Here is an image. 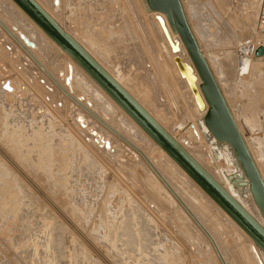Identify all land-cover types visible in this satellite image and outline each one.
<instances>
[{
    "label": "rangeland",
    "instance_id": "obj_1",
    "mask_svg": "<svg viewBox=\"0 0 264 264\" xmlns=\"http://www.w3.org/2000/svg\"><path fill=\"white\" fill-rule=\"evenodd\" d=\"M43 2L46 7L51 8L59 23L79 42L82 41V45L108 72L121 80L120 82L139 98L150 112L159 116L158 120H161L162 124L166 123L164 126L170 132L173 133L174 127L178 125L182 126V131L179 130L181 133L178 134L189 130L191 123L189 124L186 118L185 106L182 108L181 104L187 102L186 92L183 90L185 96L182 100L180 98L181 103H177L172 90L152 65V52H159L160 48L166 51L167 48L165 49L161 34L153 29L154 22L152 25L151 18L144 15L141 0H59L57 5L54 4L57 0ZM181 2L189 16L198 48L205 57L264 183V57L256 59L261 55L255 56V49L258 48L257 44L261 38L259 29L247 36V24L250 25V22L247 23L246 11L240 0ZM0 4L7 6L3 0H0ZM124 13L129 16L128 20L132 28L134 27L136 36L126 34L125 39L123 37L121 40L118 35L120 36L119 31L125 23ZM18 18L27 28L21 18ZM95 23L98 26L107 24L99 26L101 30L104 27L102 31L105 33L102 34L101 30L98 32L99 28ZM145 23L149 25L151 34L146 30ZM256 23L257 19L254 21L255 27ZM90 25L97 29L94 26L91 28ZM115 25L119 31L114 29ZM93 28L95 31H92ZM25 32L33 39L36 37L29 29ZM36 42L40 47L41 58L52 62L50 66L56 69V74L63 70L68 72L70 67L65 61L62 62L59 58L51 61L52 49L45 42L41 39ZM49 49L50 54H46ZM44 54L47 56H43ZM163 56H166L165 53ZM0 62L11 65L13 71L10 70V75L13 77L10 84L15 92L13 94H17L21 100L28 96L29 100L23 102L19 99L17 117L8 118L4 117V111L8 109H5L8 107L7 103H0V185L3 187H0V264H169V260L170 264H215L207 241L192 226L189 218L178 212L175 202L174 206L168 205L172 202L165 198L159 187L153 186L149 175L136 162L137 159L132 157L134 152L129 154L124 152L121 146L107 143L105 145V142L97 138L94 132L96 127L91 125L96 123L91 117L87 116L91 120L88 121L78 116L55 91L52 97H49V91L53 90L47 87L46 82L49 81L45 78L41 80L43 77L34 64L27 61L19 47L1 31ZM169 71L176 80V73L170 67ZM163 78L165 79L164 76ZM26 81L30 84L27 85ZM71 82L86 88V82L74 68H71ZM87 94L92 95L89 92ZM102 108L106 109L105 106ZM103 109L100 111L107 113V110ZM196 114L199 118V113ZM30 119H33L32 122ZM38 130L42 132L41 137L37 135ZM1 135L6 139L1 138ZM102 139L104 140L103 137ZM190 139L192 141L191 146H188L189 150L193 152L195 149L193 154L205 160L206 147L201 148L197 139ZM12 146L16 150L11 151ZM225 147L233 163V174L241 176L242 172L235 156L229 146ZM59 151H63L62 154ZM67 154L69 158L66 157ZM92 162L98 167V171L93 170L95 174H91L94 167ZM205 162L208 163L206 160ZM80 167H85L86 170L82 169L79 174L76 171ZM88 175L89 177H86ZM173 181L191 198L197 215L204 223H208L206 214L211 212V208L196 200L182 181L176 177ZM113 183L119 186L112 189ZM246 194H238L244 203ZM119 208L125 212L133 211L135 222L124 220L118 235L113 238L111 235L114 228L111 225L116 221L111 223L114 218L121 217V213H117ZM102 211L111 214L109 224L105 227L101 226L106 215ZM119 218L116 220H120ZM109 230L110 232H107ZM127 231L131 232L128 241L123 237ZM227 233L223 234L222 242L225 244L229 245L228 242L233 239L238 246H247L235 230H229ZM165 249L170 250L168 254ZM259 253L264 264V253L261 250Z\"/></svg>",
    "mask_w": 264,
    "mask_h": 264
},
{
    "label": "bare ground",
    "instance_id": "obj_2",
    "mask_svg": "<svg viewBox=\"0 0 264 264\" xmlns=\"http://www.w3.org/2000/svg\"><path fill=\"white\" fill-rule=\"evenodd\" d=\"M61 28L64 32L69 34L124 90H126L133 99L140 105L148 114L153 117V119L260 225L264 228L263 220L260 216V213L256 206L253 203L252 197L249 193V185L248 181L244 177L243 173L241 176L234 175L232 172V162L230 161L226 145L216 141L206 126L203 123V117L205 115L207 106L202 98L201 92H200V84L201 81L191 63V60L180 40L178 35L174 33L164 14L158 13V12H149L146 7L145 0H141L143 12L146 14H149V17L151 18L150 21L155 27L153 28L158 33L161 34L162 39L166 45L168 52V59L164 60L161 55H155L152 56V65H154L156 71L160 74V77L165 80L168 85V88L172 90V94L177 99V103H181L180 98L182 100L183 96H185L184 91L186 92V97H188L187 102H182V106L184 105L186 108L185 114L186 118L189 121V130H184L182 134H178L179 130L182 129L181 125L175 126L173 129V133L170 132L159 120L155 113L150 112V110L141 103L129 90L126 88L121 80L116 79L106 68H104L103 65L99 62V60L92 55L82 44V41L79 42L75 36L70 33L66 28L63 27L61 23H59L56 15L53 13L50 7H46L43 0H34ZM224 1V0H222ZM227 1V0H226ZM4 3H6L7 6H3L0 4V31L8 37V39L16 46L19 47V49L23 52L25 55L27 61H30L34 64V66L38 69L40 75L43 77L41 80L43 81L44 78L49 81L46 82L48 89L52 88V91H49L50 96L52 97L53 92L55 91L56 94L61 95L63 98V101L65 103H68V107H72L75 112H77L78 116L81 118L91 121L87 116L91 117L96 124L91 123L92 126L96 127V130L94 132L97 135V138L103 142L106 145H112L116 147L123 148L124 152H128L129 154L132 153V157L136 158V162L139 163L141 168L144 169L145 173L149 175V178L152 180L154 185L159 187V190L163 193L165 198L172 203H168V205L174 206V203L176 204L177 210L179 213H183L184 217H188L189 220L192 223V226L197 229L203 238L207 241L208 247L212 250V256H214L215 264H262L260 260V249L253 243V241L240 229L188 176L187 174L176 164L172 159L164 152L160 147H158L123 111L112 101V99L64 52L62 51L53 41H51L42 31L39 29L36 24L29 19L26 14L12 1V0H3ZM55 5H57V2H54ZM113 6V3H112ZM56 9V6H54V10ZM183 9V8H182ZM125 14V13H124ZM127 14V12H126ZM125 14V23L120 24L122 25L121 30L119 31L118 27L116 25L114 26V29L117 28L120 33V36L123 40V37L125 39L124 35H136L135 30L131 26L130 20H128L127 15ZM16 17V19L14 17ZM102 16V15H101ZM27 25V28L24 27V24H22L21 21H19V18ZM102 18V17H101ZM105 18V17H104ZM124 18V15H123ZM256 19V17H255ZM246 20L250 21V25L247 24V27H249L247 30L248 37L251 33H256L257 28L254 24V17L249 18L246 16ZM129 21V22H128ZM188 23V22H187ZM92 24V23H91ZM252 24V25H251ZM257 24V23H256ZM103 25V24H100ZM99 25V26H100ZM107 24L103 25L106 26ZM119 25V24H118ZM92 25H90L91 27ZM94 26V25H93ZM92 26V27H93ZM95 26H98L95 23ZM94 26V27H95ZM99 26L97 28H99ZM102 26V27H103ZM134 26V25H133ZM91 27V28H92ZM96 28V27H95ZM95 28H93L95 31ZM96 28V29H97ZM101 28V27H100ZM98 29L99 30L101 29ZM104 28V27H103ZM102 28V30H103ZM106 28V27H105ZM145 28L148 30V33L151 34L150 27L147 23H145ZM190 28V27H189ZM28 29L31 31V33H35L36 37H33L31 35H27L25 31H28ZM102 32L105 33V32ZM97 32V30H96ZM97 32V34H98ZM100 32V33H101ZM135 32V33H134ZM260 32V31H259ZM99 33V34H100ZM96 34V33H95ZM121 34L123 36H121ZM23 35V36H22ZM193 35V34H192ZM261 35V34H260ZM42 40L45 42L49 48L52 49L51 58L53 60H56V58L61 59L62 62H66L70 69L68 68V72L63 70V74L60 72H57L56 69L50 64L48 61L46 62L44 59L40 56V47L36 40ZM195 39V38H194ZM91 43L93 42L90 38ZM196 41V40H195ZM121 42V41H120ZM98 43V42H97ZM242 43V42H241ZM262 42V36L259 39V42L257 44V47H263L261 46ZM96 46H98L96 44ZM240 48H242L240 46ZM50 50V49H49ZM102 50V49H101ZM200 53L202 54L204 60L205 57L199 48ZM242 51V50H241ZM17 52V51H16ZM51 50L46 53L50 54ZM100 56L103 57V55L100 53ZM47 56V55H43ZM257 56V55H255ZM259 56V55H258ZM177 57L181 60L182 63H184L186 66H188L189 71L182 70L180 71L174 62V58ZM264 57V54H262L258 58ZM49 58V57H48ZM47 58V59H48ZM166 61V62H165ZM206 61V60H205ZM246 62V61H245ZM208 65V64H207ZM169 67L172 68L173 72L176 73V80L172 76L173 74L170 73ZM209 67V66H208ZM71 68L76 69V71L80 74V76L83 78L86 88H83L81 85L78 86L77 84H74L71 82ZM245 68V67H244ZM11 65H4L0 62V103L2 102L7 103L4 107V117L8 118L9 116H16V109L19 106L18 100L20 99L17 94H13V90L11 92L7 91L3 86L5 84H9L11 86ZM60 73V74H59ZM63 76L64 78L61 79L60 76ZM165 77V79L163 78ZM17 82V81H16ZM19 82V81H18ZM27 85L30 83L28 81ZM15 83V82H14ZM12 83V84H14ZM29 83V84H28ZM18 84V83H17ZM22 84V83H20ZM15 85V84H14ZM13 86V85H12ZM24 86V85H22ZM170 86V87H169ZM183 86V87H182ZM25 87V86H24ZM23 87V88H24ZM27 87V86H26ZM33 87V86H31ZM30 87V88H31ZM12 88V87H11ZM22 88V87H21ZM13 89V88H12ZM34 89V88H33ZM47 89V88H46ZM47 89V90H48ZM192 89H196V93L193 92ZM20 90V87H19ZM28 90V89H27ZM31 90V89H30ZM51 90V89H50ZM184 90V91H183ZM87 92L92 93V95H88ZM23 93V92H21ZM54 93V95H56ZM27 95V94H26ZM25 95V96H26ZM58 95H56L58 97ZM23 96V95H22ZM60 97V98H61ZM61 98V99H62ZM36 99V98H35ZM51 99V98H50ZM55 99V98H54ZM21 100V99H20ZM28 100V96L26 98L23 97L21 101L26 102ZM32 100V99H31ZM46 100V99H45ZM49 100V98H48ZM29 101V100H28ZM53 101V100H51ZM58 101V100H57ZM61 101V100H60ZM47 102V101H46ZM28 103V102H27ZM30 103V102H29ZM28 103V104H29ZM37 104V103H36ZM47 104H49L47 102ZM56 104V103H55ZM4 105V104H3ZM28 106V105H27ZM33 106V105H32ZM41 106V105H40ZM102 106H105L106 109H103ZM184 106L182 108H184ZM43 107V106H42ZM55 107V106H54ZM29 108V107H28ZM35 108H37L35 106ZM39 108V106H38ZM37 108V109H38ZM43 109V108H42ZM45 109V108H44ZM68 109V108H67ZM70 109V108H69ZM100 109H103L104 111L107 110V113H102ZM63 112V111H62ZM73 112V111H72ZM18 113V112H17ZM109 113V114H108ZM183 113V112H182ZM196 113H199V118L196 117ZM15 114V115H14ZM35 114V113H34ZM184 114V113H183ZM182 114V115H183ZM116 115V116H114ZM20 116V115H19ZM64 116V115H63ZM17 117V116H16ZM47 117V116H46ZM35 118V117H34ZM45 118V117H44ZM50 118V117H49ZM54 119V118H53ZM33 119H30V121ZM51 120V119H50ZM164 120V119H163ZM32 122V121H31ZM37 122V121H36ZM46 122V121H45ZM164 122V121H163ZM182 122V121H181ZM53 123V121H52ZM31 124V123H30ZM53 124H56L55 122ZM183 124V122H182ZM4 125V124H3ZM184 125H188L185 124ZM183 125V126H184ZM38 126V125H37ZM45 126V125H44ZM25 127V126H24ZM40 127V126H39ZM53 127V125H52ZM188 128V127H187ZM43 129V127H42ZM184 129V127H183ZM1 130V129H0ZM35 130V129H34ZM92 130V129H91ZM39 131V130H38ZM124 131V132H123ZM182 131V130H180ZM46 132V131H45ZM34 133V132H33ZM52 133V131L50 132ZM181 133V132H179ZM38 137L42 136V132L39 131L37 134ZM30 136V135H29ZM241 136V135H240ZM31 137V136H30ZM104 138V140L102 139ZM1 138H5L4 135H1ZM193 140L197 139L200 142V147H206L207 154L206 161L203 160L201 157H199L196 154H193L192 151L189 150L188 146H191V139ZM6 139V138H5ZM4 139V140H5ZM31 139V138H30ZM34 139V138H33ZM45 139V137L43 138ZM42 139V140H43ZM138 139L139 141H137ZM3 140V139H2ZM111 140V141H110ZM6 141V140H5ZM22 141V140H21ZM18 142V140H17ZM36 142V141H35ZM39 142V141H38ZM37 142V144H38ZM61 142V141H60ZM112 142V143H111ZM14 143V142H13ZM12 143V144H13ZM10 144V143H9ZM17 144V143H16ZM21 144V143H20ZM19 145V143H18ZM33 145V144H32ZM31 145V146H32ZM43 145V144H42ZM54 146V144H51ZM119 145V146H118ZM34 146V145H33ZM104 146V145H103ZM148 149H145L147 148ZM229 146V145H227ZM10 147V146H9ZM17 147V146H15ZM29 147V146H28ZM37 147V146H35ZM42 147V146H41ZM59 147V146H58ZM199 147V148H200ZM230 147V146H229ZM12 150H16L13 146L11 147ZM10 148V149H11ZM39 148V147H38ZM127 148L129 150H127ZM197 149V147H195ZM105 149V148H104ZM29 150V149H28ZM42 150H44L42 148ZM41 150V151H42ZM55 150V149H54ZM60 150V149H59ZM63 150V149H62ZM199 150V149H198ZM232 151V149L230 148ZM34 151V150H33ZM57 151V150H56ZM64 151V150H63ZM59 153L62 154V152ZM202 151V149L200 150ZM204 151V150H203ZM58 152V151H57ZM56 152V153H57ZM198 152V151H197ZM16 153V151H15ZM35 153V152H34ZM43 153V152H42ZM195 153V152H194ZM201 153V152H200ZM204 153V152H203ZM206 153V152H205ZM233 153V152H232ZM21 154V153H19ZM17 154V155H19ZM30 154V153H29ZM32 154V153H31ZM37 154V153H36ZM44 154V153H43ZM65 154V153H64ZM28 155V154H27ZM40 155V154H39ZM49 155V154H48ZM54 155H56L54 153ZM69 154L66 155L68 157ZM201 155V154H200ZM204 155V154H203ZM234 155V154H233ZM26 156V155H25ZM31 156V155H30ZM61 156V155H59ZM43 157V156H42ZM86 159V155H84ZM69 158V157H68ZM205 158V157H204ZM34 159V158H33ZM42 159V158H41ZM36 160V158H35ZM43 161V159L41 160ZM36 164V161H34ZM44 162V161H43ZM87 162V161H86ZM56 163V162H55ZM63 163V162H62ZM89 163V162H88ZM87 163V164H88ZM72 164V163H71ZM90 164V163H89ZM67 165V164H66ZM96 165V164H95ZM92 162V171L95 172L98 171V167L95 166ZM59 166V165H57ZM62 166V165H61ZM69 166V165H68ZM86 166V165H85ZM88 166V165H87ZM44 168V167H43ZM63 168V167H61ZM38 169V168H37ZM65 169V168H63ZM72 169V168H71ZM82 169H85V167ZM81 167L77 169L76 172H80ZM89 169V168H87ZM73 170V169H72ZM86 170V169H85ZM84 170V171H85ZM90 170V169H89ZM63 171V170H62ZM83 171V170H82ZM88 171V170H87ZM91 172V174H95V172ZM242 172V170H241ZM74 173V171H73ZM81 173V172H80ZM79 173V174H80ZM90 174V173H89ZM10 175V174H9ZM8 175V176H9ZM74 175V174H73ZM72 175V176H73ZM93 176V175H92ZM7 177V176H6ZM69 177V176H68ZM86 177H89L86 176ZM84 177V178H86ZM100 177V176H99ZM176 177L180 181H182L186 187L191 191L193 197L200 201L202 204L208 205L211 208V212L207 213L208 216V223H204L202 218L197 215L196 208L193 206V201L191 198L182 192V190L179 189V187L176 186V184L173 181V178ZM11 178V177H10ZM73 178V177H72ZM102 178V177H101ZM243 178V182H242ZM68 179V178H67ZM76 179V178H75ZM109 179V178H108ZM122 178H120L121 180ZM262 179V178H261ZM115 180V179H114ZM94 182V181H93ZM117 182V181H115ZM102 183V182H101ZM110 183V182H109ZM108 183V184H109ZM112 183V182H111ZM232 183V184H231ZM9 184V183H8ZM88 184V183H87ZM14 185V184H13ZM101 185V184H100ZM117 184H112V189H116L118 186ZM3 186V185H2ZM8 186V185H7ZM1 187V185H0ZM3 188V187H1ZM5 188V186H4ZM8 188V187H7ZM120 189V188H118ZM117 189V190H118ZM77 190V189H76ZM83 190V189H82ZM91 190V189H90ZM112 191V190H111ZM104 192V191H103ZM102 192V193H103ZM117 192V191H115ZM101 193V191H100ZM120 194L121 191H118ZM240 193H247L246 194V203L240 199L239 195ZM98 194V193H97ZM122 194V193H121ZM99 195V194H98ZM97 195V196H98ZM109 195V193H108ZM115 195V193H114ZM123 195V194H122ZM3 196V195H2ZM115 197V196H114ZM243 197V195H242ZM98 198V197H97ZM106 198V196H105ZM109 199V197L107 198ZM106 199V201H107ZM119 199V197H118ZM126 199V198H125ZM128 200V198H127ZM96 202V201H95ZM94 202V203H95ZM99 202V201H98ZM111 202V200H110ZM120 202V201H119ZM193 204H192V203ZM14 203V202H13ZM97 203V202H96ZM108 203V202H107ZM125 203V202H124ZM5 204V203H4ZM21 204V203H20ZM104 204V203H103ZM120 204V203H119ZM128 204V203H127ZM106 205V204H104ZM108 205V204H107ZM105 207V206H104ZM106 208H104L105 210ZM108 209V208H107ZM113 210V209H111ZM21 211V209H20ZM103 212V211H102ZM106 212V211H105ZM109 212V211H107ZM16 213V212H15ZM104 213V212H103ZM112 213V212H111ZM116 213V210H115ZM117 213L122 218L118 217L120 220H116L118 218H114L111 224L113 225L114 231L111 235L113 238H115L118 235V230L121 228L123 221H133L135 222L134 212H125L123 209L119 208L117 210ZM8 214V213H7ZM106 214V213H104ZM103 215V214H102ZM111 214H106L105 218L102 221L103 227L109 224V216ZM11 216V215H10ZM101 216V215H100ZM31 217V216H29ZM1 218V217H0ZM12 218V217H10ZM102 219V218H101ZM100 223V222H99ZM38 226V225H37ZM102 228V227H101ZM31 229V228H30ZM50 229V228H49ZM110 229V228H109ZM112 229V228H111ZM235 230L238 233V237L243 239L247 246L242 248L241 246H238V244L231 240L229 241V245L222 242L224 239V233H227L229 230ZM104 231V230H103ZM32 232V231H31ZM51 232V229H50ZM107 232H110L107 231ZM128 233H125L123 237H125L124 240L128 241L131 238V232L127 231ZM53 233V232H52ZM50 233V234H52ZM32 234V233H31ZM228 234V233H227ZM110 235V234H109ZM108 235V236H109ZM48 236V235H47ZM57 236V235H56ZM110 236V237H111ZM55 237V236H54ZM53 239V237L51 236ZM106 238V237H105ZM57 240V239H56ZM54 240V241H56ZM107 240V239H106ZM58 241V240H57ZM55 243V242H54ZM59 243V242H57ZM45 245V244H44ZM50 245V244H49ZM53 245V244H52ZM56 245V244H55ZM36 249V244L34 245ZM66 246V245H64ZM46 247V246H45ZM51 248L50 246H48ZM58 247V246H57ZM56 247V248H57ZM48 248V249H49ZM255 249V251H253ZM54 250V249H53ZM52 250V251H53ZM216 250V251H215ZM139 251V248H138ZM168 252L170 250H164ZM58 252V251H57ZM164 252V255H165ZM45 253V252H44ZM51 253V252H50ZM170 255V254H169ZM163 256V255H162ZM166 256V255H165ZM165 256L163 258H165ZM167 257V256H166ZM172 258V255L170 256ZM62 258V257H61ZM176 258V257H174ZM169 259V257L167 258ZM207 259V258H206ZM55 260V259H54ZM172 260V259H171ZM221 260V262H220ZM169 260V264H170ZM174 262V260L172 261ZM176 262V260H175ZM212 262V263H213ZM164 263V262H163ZM181 263V262H180ZM175 264V263H174ZM178 264V262H177ZM214 264V263H213Z\"/></svg>",
    "mask_w": 264,
    "mask_h": 264
},
{
    "label": "water",
    "instance_id": "obj_3",
    "mask_svg": "<svg viewBox=\"0 0 264 264\" xmlns=\"http://www.w3.org/2000/svg\"><path fill=\"white\" fill-rule=\"evenodd\" d=\"M41 31L64 51L120 109L176 163L187 176L264 253V228L260 226L69 34L34 1L12 0ZM149 12L165 15L180 38L201 81L200 92L207 106L203 123L212 135L232 149L249 185V193L264 223V183L231 116L222 93L204 60L187 23L180 0H145ZM264 48L255 49V55ZM180 71L189 67L174 58ZM196 93V89H192ZM216 251V250H215ZM221 262V260H220ZM222 263V262H221Z\"/></svg>",
    "mask_w": 264,
    "mask_h": 264
},
{
    "label": "crops",
    "instance_id": "obj_4",
    "mask_svg": "<svg viewBox=\"0 0 264 264\" xmlns=\"http://www.w3.org/2000/svg\"><path fill=\"white\" fill-rule=\"evenodd\" d=\"M180 2H181V0H180ZM240 2H241V4H242V6L244 7V10L246 11V15H245V17L247 16L248 17V19L250 18H255L256 17V19H257V12H258V0H252V2L250 1V0H240ZM181 5H182V8H183V11H184V14H185V17H186V20H187V22H188V25H189V27H190V30H191V32H192V34H193V36H195L194 35V33H193V31H192V28H191V25H190V22H189V16L186 14V8L184 7V4L181 2ZM144 13V12H143ZM144 15L147 17H149V14H145L144 13ZM254 21H255V19H254ZM250 21H247V23H249ZM136 35H134L133 37H135ZM248 36V35H247ZM165 47V46H164ZM165 49H166V47H165ZM163 53H165V55L166 56H163ZM157 56V55H161L162 56V58L164 59V60H166V59H168V51H167V49H166V51H162L161 50V48H160V50H159V52H152V55H150V57L152 58V56ZM166 62V61H165ZM153 63V62H152ZM154 66V65H153ZM171 68V67H170ZM154 69H155V67H154ZM159 74V73H158ZM160 75V74H159Z\"/></svg>",
    "mask_w": 264,
    "mask_h": 264
},
{
    "label": "built area",
    "instance_id": "obj_5",
    "mask_svg": "<svg viewBox=\"0 0 264 264\" xmlns=\"http://www.w3.org/2000/svg\"><path fill=\"white\" fill-rule=\"evenodd\" d=\"M257 27L262 36L261 46H264V0H258Z\"/></svg>",
    "mask_w": 264,
    "mask_h": 264
},
{
    "label": "snow or ice",
    "instance_id": "obj_6",
    "mask_svg": "<svg viewBox=\"0 0 264 264\" xmlns=\"http://www.w3.org/2000/svg\"><path fill=\"white\" fill-rule=\"evenodd\" d=\"M59 3V0H57V4ZM7 91L11 92L12 91V88L9 84H5L3 86ZM81 123H83V121L81 120ZM253 251H255V249H253Z\"/></svg>",
    "mask_w": 264,
    "mask_h": 264
}]
</instances>
